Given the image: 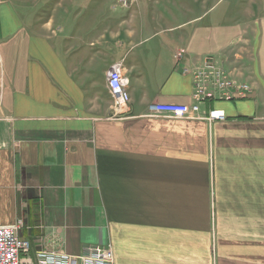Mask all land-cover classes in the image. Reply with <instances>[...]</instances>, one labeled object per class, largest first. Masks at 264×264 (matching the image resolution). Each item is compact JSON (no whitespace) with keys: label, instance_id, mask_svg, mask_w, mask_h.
I'll list each match as a JSON object with an SVG mask.
<instances>
[{"label":"crops","instance_id":"1","mask_svg":"<svg viewBox=\"0 0 264 264\" xmlns=\"http://www.w3.org/2000/svg\"><path fill=\"white\" fill-rule=\"evenodd\" d=\"M29 7L0 4V225L22 221L32 252L111 244L115 264H264V0L201 13L175 47L144 52L124 12L59 4L30 21ZM207 56L250 96L203 106L225 121L152 116L192 103L184 68ZM116 64L131 95L121 113Z\"/></svg>","mask_w":264,"mask_h":264},{"label":"built area","instance_id":"2","mask_svg":"<svg viewBox=\"0 0 264 264\" xmlns=\"http://www.w3.org/2000/svg\"><path fill=\"white\" fill-rule=\"evenodd\" d=\"M4 1L0 0V4ZM179 56L183 54L179 53ZM184 73L191 75L193 79L192 103L152 104V116L225 121L224 111L211 107L203 109V106H209L213 102L246 99L251 93L249 83L234 77L213 56H207L198 67L184 68ZM128 84L129 80L122 73L120 65H114L107 74V87L115 113H121L131 102ZM23 228L22 221L12 225H0V264H115V253L111 244L93 245L80 256L46 248L32 252L30 243L20 237Z\"/></svg>","mask_w":264,"mask_h":264},{"label":"rangeland","instance_id":"3","mask_svg":"<svg viewBox=\"0 0 264 264\" xmlns=\"http://www.w3.org/2000/svg\"><path fill=\"white\" fill-rule=\"evenodd\" d=\"M27 2L30 7L28 11H24L26 19L30 21L43 20L45 15L58 8L59 4L67 9L88 7L97 8L99 11L105 10L104 13L124 12V17H128L130 26L140 33V40L145 41L141 46V51L144 52L157 49L156 47L162 46V43L168 45L171 43L175 47L177 43L171 41L177 32L175 28L201 13H211L207 21L210 18L221 20V11L233 12L235 8L241 6L235 12V15L239 16L241 12L247 10L250 0H77L75 7H71L73 0H27ZM143 28L145 30L142 32ZM157 30L161 31V34ZM157 33L159 35L151 37ZM181 53L185 54L182 51Z\"/></svg>","mask_w":264,"mask_h":264},{"label":"bare ground","instance_id":"4","mask_svg":"<svg viewBox=\"0 0 264 264\" xmlns=\"http://www.w3.org/2000/svg\"><path fill=\"white\" fill-rule=\"evenodd\" d=\"M49 240V239H48ZM50 242V241H49Z\"/></svg>","mask_w":264,"mask_h":264}]
</instances>
